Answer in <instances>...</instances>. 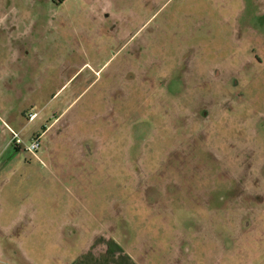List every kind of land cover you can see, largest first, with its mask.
<instances>
[{
	"label": "rangeland",
	"instance_id": "1",
	"mask_svg": "<svg viewBox=\"0 0 264 264\" xmlns=\"http://www.w3.org/2000/svg\"><path fill=\"white\" fill-rule=\"evenodd\" d=\"M52 1L0 0V116L65 109L1 144L0 264H264V0Z\"/></svg>",
	"mask_w": 264,
	"mask_h": 264
},
{
	"label": "flooded vegetation",
	"instance_id": "2",
	"mask_svg": "<svg viewBox=\"0 0 264 264\" xmlns=\"http://www.w3.org/2000/svg\"><path fill=\"white\" fill-rule=\"evenodd\" d=\"M66 0H53L51 3L56 5V6H59V5H62ZM162 2H165L166 0H161ZM105 11V10H104ZM103 12V10H101V13ZM105 13V12H103ZM105 15L107 16V14L105 13ZM105 15H102V16H99L101 19H99V21H102V23L104 22V20L106 19V16ZM105 16V19L104 17ZM145 26V24L143 25L141 22L139 23L138 25V28L134 31V32H125L123 35H122V38L119 39V41H123L122 44L119 46V50L116 51V52H119L121 51L126 45L127 43L132 39L134 38L140 31L141 29ZM114 33V32H113ZM118 41V42H119ZM138 51V50H137ZM137 51H135V53L133 54L134 58L137 59L138 56H136L137 54ZM113 57L110 56L109 59L106 60L105 64L108 65V63L110 62L111 58ZM104 64V66H106ZM102 66V68L104 67ZM110 66V65H109ZM107 66V67H109ZM130 66V65H129ZM78 71H76L72 78L77 74ZM125 73V74H124ZM94 74L97 75L98 73H96V71H94ZM141 75H143L144 77H148L150 79H153L155 78V74H148V73H141V74H136L134 73L131 69L127 70L126 72L124 71H121L119 68H116L115 71H114V77L118 78V77H121L123 78V83H126V84H129L130 82H135L138 78L140 79ZM118 76V77H117ZM138 81V80H137ZM44 112L43 113V116H44V126L42 127L41 129V133L39 134L40 137H41V142L43 141V139L46 137L47 133H49L54 127H56L59 122L61 121V116L63 114V109L61 107H57V108H52V109H45V108H42ZM42 114V113H41ZM41 142H40V146H41ZM77 145H84L83 143H77Z\"/></svg>",
	"mask_w": 264,
	"mask_h": 264
},
{
	"label": "built area",
	"instance_id": "3",
	"mask_svg": "<svg viewBox=\"0 0 264 264\" xmlns=\"http://www.w3.org/2000/svg\"><path fill=\"white\" fill-rule=\"evenodd\" d=\"M37 114L34 112H28L26 114L27 122H32L36 118ZM9 145H14L19 148L22 152L31 155L36 161H40L38 151L40 149L41 137L40 135L33 134L30 137V141L26 142L22 139L20 132L10 130Z\"/></svg>",
	"mask_w": 264,
	"mask_h": 264
},
{
	"label": "crops",
	"instance_id": "4",
	"mask_svg": "<svg viewBox=\"0 0 264 264\" xmlns=\"http://www.w3.org/2000/svg\"><path fill=\"white\" fill-rule=\"evenodd\" d=\"M169 2V0H166L165 2H160V4L158 5V7H156V10H157V12L159 11V10H161L163 7H164V5H167V3ZM155 13L152 15V16H144V18L141 20V23L144 25V24H147L148 23V21H150V20H152L154 17H155ZM106 65V64H105ZM83 67V65L82 66H80V68L79 69H81ZM100 69H102V67L100 66L99 67V70ZM96 73H98V71H96ZM2 80V79H1ZM2 81H5V82H8V83H11L12 82V80L10 79V77L9 76H5V80H2ZM66 82V81H65ZM62 87V86H61ZM60 87V88H61ZM58 93V91H56V93H55V95H52V96H56V94ZM51 96V97H52ZM43 106V105H42ZM44 107V106H43ZM42 108V107H41ZM63 109V108H62ZM65 110V109H64ZM63 110V111H64ZM28 112H34V113H36L37 114V116H36V118L35 119H38V118H40V120H41V122L42 123H44V116H42L41 117V113H39V111L37 112V111H33V110H31V111H28ZM27 112V113H28ZM26 113V114H27ZM25 118H26V116H25ZM34 119V120H35ZM33 120V121H34ZM32 121V122H33ZM26 122H27V120H26ZM31 122H27V125H29ZM5 127H8L10 130H13V128H11L10 127V124L6 121V119H4V118H2L1 116H0V147H1V144L3 143V142H5L4 144L5 145H8V141L10 140H8V139H6V137H3L2 136V134H3V132L5 133V131H7L6 130V128ZM43 127V126H42ZM3 128L5 129V130H3ZM42 129V128H41ZM13 131H15V130H13ZM34 134H36V135H39L40 133H34ZM15 174V173H14ZM21 206V207H20ZM25 206H27V207H32V206H34V204L32 203V202H29L28 204H22V205H18V208H22V207H25ZM22 210V209H21ZM0 215H3V212H1V214ZM18 221L20 220V219H17ZM17 220H15V221H17ZM17 221V222H18ZM48 222H50L49 220H48ZM80 264V263H79Z\"/></svg>",
	"mask_w": 264,
	"mask_h": 264
}]
</instances>
